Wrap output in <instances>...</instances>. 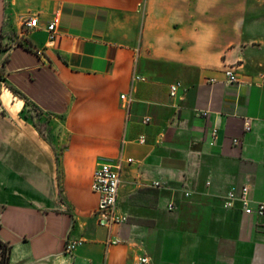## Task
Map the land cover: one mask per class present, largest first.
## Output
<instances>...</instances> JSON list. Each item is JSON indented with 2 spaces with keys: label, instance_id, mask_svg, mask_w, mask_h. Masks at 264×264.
Segmentation results:
<instances>
[{
  "label": "crops",
  "instance_id": "crops-1",
  "mask_svg": "<svg viewBox=\"0 0 264 264\" xmlns=\"http://www.w3.org/2000/svg\"><path fill=\"white\" fill-rule=\"evenodd\" d=\"M0 42L9 264H264V215L224 204L244 186L264 201V0H0ZM101 162L120 166L127 216L109 246Z\"/></svg>",
  "mask_w": 264,
  "mask_h": 264
},
{
  "label": "built area",
  "instance_id": "built-area-1",
  "mask_svg": "<svg viewBox=\"0 0 264 264\" xmlns=\"http://www.w3.org/2000/svg\"><path fill=\"white\" fill-rule=\"evenodd\" d=\"M21 24L24 30L31 31L38 27L39 22L38 18L35 15H30L24 17L21 20ZM48 31V41L47 45L52 46L56 36V22L52 21L47 26ZM226 82L228 84H239L240 79L233 67H227L224 70ZM262 80L264 81V75H261ZM138 78V77H136ZM144 79V78H140ZM180 82H174L169 86V95L175 96L180 87ZM122 99H125V94L121 95ZM129 101V99H127ZM145 122L149 121V118L144 119ZM140 141H143V138H140ZM235 143H238V140H234ZM120 166L118 164H111L108 162L99 163L93 171L92 180H91V189L99 194L98 206L95 210L97 214V219L99 225L107 228L108 234L105 239V244L107 246L112 244H117L120 242L118 237L112 236V229L114 226L121 224L127 220V216L121 213L117 207V194L118 189L121 183L120 179ZM154 185H158V182H154ZM191 191L187 189L185 195L189 196ZM234 200H238L241 203L242 210L247 214H255L257 216L264 215V201L258 202L255 205H252L250 198L248 196V188L244 186L242 192L239 195H235L234 192H229L226 195V200L224 202L225 206L231 207ZM170 207H172L170 205ZM81 244L80 240L70 241L66 246V251L71 252L75 249L76 246ZM135 264H149V258L147 256L139 257Z\"/></svg>",
  "mask_w": 264,
  "mask_h": 264
},
{
  "label": "trees",
  "instance_id": "trees-1",
  "mask_svg": "<svg viewBox=\"0 0 264 264\" xmlns=\"http://www.w3.org/2000/svg\"><path fill=\"white\" fill-rule=\"evenodd\" d=\"M3 49V45L0 42V51ZM11 244L3 240L0 237V264H9V251Z\"/></svg>",
  "mask_w": 264,
  "mask_h": 264
},
{
  "label": "rangeland",
  "instance_id": "rangeland-1",
  "mask_svg": "<svg viewBox=\"0 0 264 264\" xmlns=\"http://www.w3.org/2000/svg\"><path fill=\"white\" fill-rule=\"evenodd\" d=\"M0 77H1V74H0ZM25 114H27V115L30 114L32 116V118H34V119H36L39 116V112L36 110V108L34 106H29L27 108V111ZM36 123L40 125L39 126L40 132H42V133L49 132V128H43V127H45V123H42L40 121H37Z\"/></svg>",
  "mask_w": 264,
  "mask_h": 264
}]
</instances>
